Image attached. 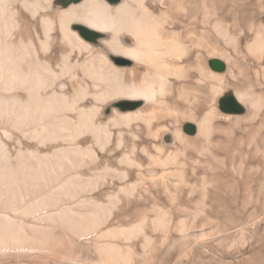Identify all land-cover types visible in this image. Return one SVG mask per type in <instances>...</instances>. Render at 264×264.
<instances>
[{
    "label": "bare ground",
    "instance_id": "bare-ground-1",
    "mask_svg": "<svg viewBox=\"0 0 264 264\" xmlns=\"http://www.w3.org/2000/svg\"><path fill=\"white\" fill-rule=\"evenodd\" d=\"M212 29L236 46L234 22ZM193 32L188 0H0V264H138L134 242L147 253V230L171 229L157 204L175 163L164 141L188 142V117L209 140L226 85L192 56L218 53ZM188 93L189 108L172 104Z\"/></svg>",
    "mask_w": 264,
    "mask_h": 264
},
{
    "label": "rangeland",
    "instance_id": "rangeland-1",
    "mask_svg": "<svg viewBox=\"0 0 264 264\" xmlns=\"http://www.w3.org/2000/svg\"><path fill=\"white\" fill-rule=\"evenodd\" d=\"M217 20L228 29L235 23V47L231 48L226 38H216L212 25ZM189 31L204 35L208 45L218 49L212 56L194 44L191 52L194 57L199 50L205 53L206 68L222 75L225 90L214 104L209 140L198 134L199 119L188 117L177 124L188 142L180 144L176 138L164 141L166 152L173 151L175 163L169 167L171 196L166 195L159 179L157 204L169 212L173 224L168 235L147 230L155 240L147 253L139 247L141 241L134 242L138 264H264V51L248 50L251 43L264 49V0H188ZM214 58L223 62L222 69L212 67ZM205 83L208 87L210 80ZM227 94L240 101L242 111L220 109ZM240 94L244 97L239 100ZM193 99L188 93V102L170 101L186 109ZM252 99L259 102L257 111L250 104ZM187 123L194 125L193 132L184 130ZM165 124L174 135L171 120ZM157 170L161 172L160 167ZM139 191L143 195L144 190ZM92 196L107 201L97 192ZM136 221L132 219L126 226ZM74 249L83 256L96 257L92 246L76 245Z\"/></svg>",
    "mask_w": 264,
    "mask_h": 264
},
{
    "label": "water",
    "instance_id": "water-1",
    "mask_svg": "<svg viewBox=\"0 0 264 264\" xmlns=\"http://www.w3.org/2000/svg\"><path fill=\"white\" fill-rule=\"evenodd\" d=\"M111 1H117V0H111ZM211 62H212L211 63L212 67L215 69H222L224 67L223 62L218 59L214 58L213 60H211ZM220 109L222 111L230 113V112H240L242 111L243 107L232 94H227V96L221 99ZM194 128L195 127L192 123H187L184 126V130L187 131L188 133L193 132Z\"/></svg>",
    "mask_w": 264,
    "mask_h": 264
}]
</instances>
